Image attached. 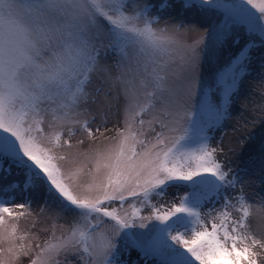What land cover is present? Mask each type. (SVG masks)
Masks as SVG:
<instances>
[{
	"label": "snow or ice",
	"instance_id": "snow-or-ice-1",
	"mask_svg": "<svg viewBox=\"0 0 264 264\" xmlns=\"http://www.w3.org/2000/svg\"><path fill=\"white\" fill-rule=\"evenodd\" d=\"M189 16L218 18L189 42L200 30ZM229 44L214 87H200L203 59ZM253 49L264 50V0H0V264H128L133 248L145 264H259L264 194L245 188H264V143L243 167L217 158L223 134L213 146ZM259 68L264 76V55ZM120 93L123 127L79 150L84 140L72 138L104 135ZM14 169L21 178L9 180ZM170 189L184 194L158 206ZM41 191V213L56 211L33 247L39 237L18 223Z\"/></svg>",
	"mask_w": 264,
	"mask_h": 264
},
{
	"label": "rangeland",
	"instance_id": "rangeland-1",
	"mask_svg": "<svg viewBox=\"0 0 264 264\" xmlns=\"http://www.w3.org/2000/svg\"><path fill=\"white\" fill-rule=\"evenodd\" d=\"M226 2H232V0H226ZM250 11L254 10L250 9ZM218 17H207V18H198L194 16H189L187 19L192 20L199 27V31L188 30L187 40L189 42L198 39L199 37L205 35L207 29L211 27V22L217 19ZM159 26H163V23ZM207 39V37H206ZM245 43V40H241V45ZM236 48H233L230 44L226 46L219 56V58L209 59L207 56L203 59L200 65L199 70V80L200 87L207 89V87H214V81L216 75L223 71L229 62V57L231 53H234ZM253 62L250 67V75L246 76L240 84L238 95L235 98V101L232 105V119H229L225 125L223 133L220 131L215 132V139L213 140V146L216 145L223 134V147L224 153L218 154V159L223 161L226 165L231 164L233 167H243L244 161L247 158L259 151V146L261 143H264V123L260 121L264 120V76L261 75L259 64L260 58L264 55V50L262 49H253ZM108 64H113V59L108 58ZM115 69L113 68V75H115ZM199 91V88H198ZM115 95V94H114ZM113 105V113L109 115L107 123L101 128V131L104 132V135L96 133V138L90 140L87 137L86 133H77L76 136L72 138L73 145H76L78 140L83 139L84 143L79 146V150H87L89 147L104 146L108 143L112 137H115V129L118 127H123V109L125 104V99L122 93L118 96H115L111 100ZM243 106V108H242ZM95 110V108L93 109ZM241 113H243L241 115ZM237 117H240V122L237 121ZM255 122V123H254ZM100 118L97 117L96 122L91 125L93 130H95L97 124H100ZM46 127V125H45ZM251 134L253 137L252 140L241 145L239 141ZM108 138V140L105 139ZM74 148L72 150L60 149L58 150L61 153H69L70 151H76ZM65 168L70 167V164L61 162ZM253 173L249 172V176H252ZM15 175V169L13 175L9 176V180L20 179ZM246 194L249 198H253L259 194H264V188L257 186L256 184H250L245 188ZM183 195V189H180L177 193L176 190H169V196L163 201H155L158 206L159 204H169L175 195ZM32 211L31 214H26L19 220L18 227L21 232H27L31 236H38V240L33 241V247L36 243L42 244L52 233V224L53 220L51 218V213L56 211L55 206L52 205L49 210V214L41 213V205L44 202V193L41 191L38 195L32 197ZM178 202V201H177ZM143 215H148L149 210L145 209L142 213ZM235 215V213H234ZM70 223V218L65 215L64 218L56 221L57 227L55 229L56 234L60 235L62 231L66 230L68 224ZM60 225H64L62 229ZM142 231V230H141ZM257 252H260L259 264H264V252H261L259 248L256 249ZM30 257H21L16 261V264H30ZM60 259L64 261L63 254ZM72 264H79L75 255H69L67 257ZM122 260H126L128 264H132V261H138L139 264H145V261L142 257V254L135 248L131 249L130 252L124 253L121 256ZM147 264H152L151 259L148 260Z\"/></svg>",
	"mask_w": 264,
	"mask_h": 264
}]
</instances>
